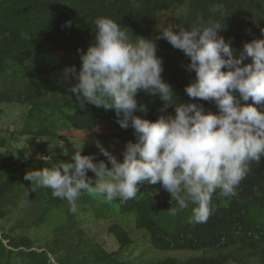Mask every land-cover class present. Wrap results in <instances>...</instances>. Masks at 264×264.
<instances>
[{"label":"trees","instance_id":"trees-1","mask_svg":"<svg viewBox=\"0 0 264 264\" xmlns=\"http://www.w3.org/2000/svg\"><path fill=\"white\" fill-rule=\"evenodd\" d=\"M184 3L187 10L176 24L190 28L199 22H218L224 27L218 34L226 41L231 39L237 52L242 45L233 34L248 38L264 29V0H0V105L27 107L19 135L55 141L73 131L82 137L113 138L121 146L117 159L122 160L125 144L134 142L133 130L118 125L114 110L91 104L82 108L62 81L63 69L73 65L79 69L78 49L86 50L94 41L95 18L109 17L133 35L147 39L161 11ZM66 21H71V27L64 26ZM156 46L163 63L162 78L173 87L178 100L200 103L215 112L213 103L190 101L184 92L195 73L185 70L189 60L182 51L164 39ZM244 63H251L250 58ZM136 99L148 108L147 114L136 115L155 120L161 114L157 110L163 102L157 97L140 92ZM105 125L112 127L108 133H104ZM7 145L2 139L0 146ZM97 159L107 163L103 156ZM68 160L5 159L0 166V264H54L51 258L56 264H129L126 252L134 240L123 222L143 232L156 251L200 253L153 264H264V159L250 166L235 196L223 198L218 191L213 195V213L206 223H189L190 208L178 216L170 215L168 208L177 207V202L159 183L141 185L136 198L127 202L96 203L97 217L121 220L107 229L117 242V251H107L78 234V222L67 209V201L53 197L51 189L31 192V182L23 179L27 170ZM87 175L95 178L90 171ZM34 228L44 233L46 240L41 245L30 235ZM73 231L78 239L69 244L67 238Z\"/></svg>","mask_w":264,"mask_h":264},{"label":"clouds","instance_id":"clouds-1","mask_svg":"<svg viewBox=\"0 0 264 264\" xmlns=\"http://www.w3.org/2000/svg\"><path fill=\"white\" fill-rule=\"evenodd\" d=\"M181 7L185 13L187 3ZM93 25L94 41L86 50L78 49L79 69L66 66L62 81L82 108L91 104L114 110L118 125L133 130L134 142L125 144L122 160L99 145L107 163L82 155L81 146L64 153L68 161L27 170L23 179L31 182V192L51 189L53 197L67 201L72 214L82 193L127 202L136 198L141 185L159 183L177 202L168 208L170 215L190 208L189 223H206L213 213V195L218 191L223 198L235 196L250 166L264 159V29L248 38L233 34L242 45L237 52L231 39L218 34L224 27L211 20L190 28L162 25L153 39L133 35L105 16L95 18ZM64 26L71 27V21ZM159 39L188 58L185 70L195 73L184 87L190 101L211 102L215 112L178 100L161 75L155 43ZM247 58L251 63H244ZM140 92L163 102L155 120L135 114L148 112L136 99ZM54 155L38 158L49 162Z\"/></svg>","mask_w":264,"mask_h":264},{"label":"rangeland","instance_id":"rangeland-1","mask_svg":"<svg viewBox=\"0 0 264 264\" xmlns=\"http://www.w3.org/2000/svg\"><path fill=\"white\" fill-rule=\"evenodd\" d=\"M182 13H184L183 7L160 12L157 16V26L147 39H153L157 34V29L162 25H176L177 18ZM158 41L159 40H155L156 45ZM54 57H59V53H55ZM26 108L27 107L17 104L0 105V142L4 139L5 142L8 143L6 147L0 146V166L5 159H10L14 162H21L24 158H38V154L50 155L54 153L55 155L53 158L65 157L69 159V156L64 155V153L68 152L71 154L73 151L79 150L81 146L82 155L91 154L94 155L96 159L103 156L97 145L108 149L116 157L121 150V146L116 139L104 137H82L73 131L67 132L65 138L55 141L32 136H20L18 131L23 125L24 115L27 110ZM104 129V133H108V131H111L112 127H110V125H105ZM118 145L120 146L119 149ZM41 147H44V152L41 151ZM85 196L86 197H84V193H82L78 198V210L73 214L79 226V231L77 233L93 239L95 242L101 244L107 251H117V242L114 237L107 232V229L113 222L121 224L120 218L113 217L101 219L97 217L94 211V208L98 206L96 203H105L107 201L101 197L92 196L87 193H85ZM68 206L69 205H67V209L70 207ZM122 224L126 227L131 238L134 240L133 245L130 246L126 252V256H128L130 260L129 264H153L166 258L184 260L200 255L199 252L192 251H156L149 244L147 236L143 232L135 229L133 224L129 222H123ZM30 235L36 237L37 245L43 244L46 240L42 230L34 228L30 231ZM67 239L69 244L73 243L74 240H77L76 232H71ZM51 262L56 264L53 258H51Z\"/></svg>","mask_w":264,"mask_h":264}]
</instances>
